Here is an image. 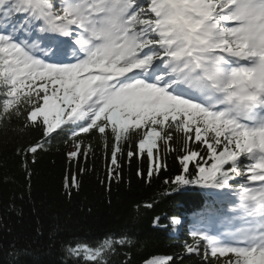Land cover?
I'll list each match as a JSON object with an SVG mask.
<instances>
[{
    "label": "snow or ice",
    "instance_id": "6c2138e0",
    "mask_svg": "<svg viewBox=\"0 0 264 264\" xmlns=\"http://www.w3.org/2000/svg\"><path fill=\"white\" fill-rule=\"evenodd\" d=\"M13 119L39 134L17 149L26 172L29 154L34 163L63 134L80 174L92 136L110 151L109 181L122 175L125 147L129 163L147 157L150 180L176 141L182 171L164 183L223 197L198 214L218 227L194 224L184 253L200 264H264V0H0V126ZM63 187L71 197L77 174ZM136 247L127 234L73 241L65 264H131Z\"/></svg>",
    "mask_w": 264,
    "mask_h": 264
},
{
    "label": "trees",
    "instance_id": "16d2710c",
    "mask_svg": "<svg viewBox=\"0 0 264 264\" xmlns=\"http://www.w3.org/2000/svg\"><path fill=\"white\" fill-rule=\"evenodd\" d=\"M37 139L38 133L22 132L15 119L0 126V264H65L69 242L94 245L106 234L115 238L127 234L136 242L131 264H144L156 255L177 256L176 264L181 256L182 264H200V257L184 253V245L192 243L189 227L210 222L198 217L206 205H222L211 198L219 190L188 185L177 194L164 183L182 171L176 141L172 147L177 151L165 154L161 148L165 167L150 180L147 157L129 163L125 147L122 175L109 181L110 151L105 153L103 142L92 136L85 140V144L91 141L92 153L79 161L81 166L87 164L88 172L80 174L75 159H68L72 143L63 134L45 143L34 163L29 154L26 172L17 149ZM138 170L145 175L138 176ZM70 173L77 174L79 183L71 197L63 187ZM149 203L151 208L146 207ZM156 217L161 218L159 224ZM172 217L181 224L171 227ZM113 260L122 264L123 257Z\"/></svg>",
    "mask_w": 264,
    "mask_h": 264
}]
</instances>
